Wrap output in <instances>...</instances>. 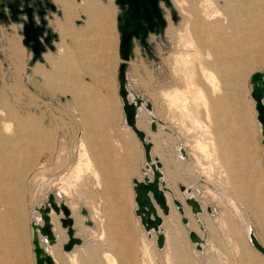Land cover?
<instances>
[{"label": "rangeland", "instance_id": "obj_1", "mask_svg": "<svg viewBox=\"0 0 264 264\" xmlns=\"http://www.w3.org/2000/svg\"><path fill=\"white\" fill-rule=\"evenodd\" d=\"M50 1L55 3L56 9H47L45 18L47 21L50 19V23H46V28L55 33V44L52 43L53 48L46 45L45 50L52 51L51 55L56 58L64 52L58 49L62 40L54 22L63 19V12L56 0ZM102 1L104 6L107 5L106 0ZM189 1L197 9L204 3L203 0H159L167 20L166 26L149 31L146 43H142L138 37L133 38L125 70L126 81L135 96L151 102L153 110L171 131L158 130V124V131L152 132L145 117L146 110L140 112L137 118L139 127L151 137L152 153L161 161L165 185L184 205L179 184L195 188V197L203 208L199 212L202 232L191 215L190 205L185 206L188 208L186 212L191 222L190 228L202 233V251L196 250L189 241L180 214L168 194L172 210L163 217L167 236L165 245L157 247L155 234L149 237L134 213L136 204L131 180L134 176L142 178L140 168L145 164V158L143 146L134 137L136 134L132 135L126 127L118 93L117 72L121 58L117 24L121 20L117 19V15H121L124 9L115 0L112 1L115 7L112 17L104 15V8L99 9L95 20L103 19V23H95L100 34L96 37L103 43H98L97 39L90 43L94 34L88 36L86 32L94 25L90 22L91 18L84 17L83 13L92 14L90 7L95 2L74 0L81 4H70L74 14L70 15V37L64 38L67 43L66 58L58 55L62 65L55 72L42 54L32 58L31 48L22 42V33L20 43L24 49L22 59L25 65L17 63L18 53L16 56L12 54V62L6 48V37L13 32V25L15 29L18 27L17 24H10L9 29L8 24L2 25L0 264H35L31 210L46 199L47 193L52 192L55 196L56 190L60 191L61 201L69 207L72 217L79 215L82 218L80 242L70 252L63 251L60 246L56 253L58 256L55 255L56 264L238 263L239 249L230 224L239 225L241 231L244 229L222 195L225 191L234 196V185L238 184V175L231 177L233 181H230V174L224 171L225 167L236 165V159H239L232 153V145L239 148L243 156L240 160L247 158L246 161H249L245 162L250 164L245 184L252 185L253 190L246 201L249 204L240 203V197L236 202L264 245V229L259 226V221L264 226V145L260 142L249 84L251 74L264 69V0H230L227 6L223 5L222 0H207V3L215 2L210 11L216 7L224 8L221 13L228 22L224 21L211 30L201 28L203 36L210 35L211 55L206 57L202 50L199 58L196 56L189 60L186 70L180 57L187 49L180 45L179 35L183 33V18L188 17L183 9ZM84 8L87 9L86 13ZM84 24L85 36L81 33L82 29L78 32L72 28L73 25L80 27ZM170 26L179 34L178 40L169 38L167 28ZM71 31L79 36L72 37ZM18 46H12L14 53L20 50ZM87 50H92L94 56L87 54ZM190 53L193 51L190 50ZM214 57L223 61V65L214 63V66H210ZM35 61L43 64L46 71L44 76L34 73ZM88 66L92 68L91 72L87 71ZM200 66L203 70H200ZM187 72L202 88V100L195 96L197 92L191 91ZM211 73L215 79L208 77ZM115 108L118 110L116 113ZM95 121H116V124L110 129L100 127L102 133L96 137L87 132L88 125L84 124ZM103 129L107 132L112 130L110 136L103 134ZM209 131L217 134V144L226 146L217 159L219 161L216 160L215 168L209 162L210 157L198 148L200 138ZM106 138L113 141L109 145L111 150H101L97 154L116 159L104 163L100 155L89 153L93 146L95 149L100 147V144L93 145L94 141L101 143ZM177 143L182 144L185 154L178 156ZM103 163L109 168H112V164L119 165V175H105L118 171L101 170L99 166ZM128 171L130 175H123ZM241 196L244 197L243 192ZM206 207H210L211 212H207ZM81 208L87 210V217L81 214ZM75 217L77 230L80 227ZM63 232L61 241L67 237L65 230Z\"/></svg>", "mask_w": 264, "mask_h": 264}, {"label": "water", "instance_id": "obj_2", "mask_svg": "<svg viewBox=\"0 0 264 264\" xmlns=\"http://www.w3.org/2000/svg\"><path fill=\"white\" fill-rule=\"evenodd\" d=\"M43 1L36 0L35 4L29 3V0H23L22 3L19 0L7 3L12 19L19 18V13L23 14L21 27L23 36L22 42L31 48L33 59L41 56L46 45L53 47L51 43L52 33L50 29H46L47 19L45 18V13L46 7H54V4L49 0ZM165 1L168 2L169 0ZM115 2L124 9L121 15H117V19L121 20V22L117 24V27L120 31L119 54L122 59L117 72L118 93L122 99L125 122L139 138L144 148V155L149 158L151 154V140L146 137L145 130L139 128L136 123L138 105L142 103L143 99L139 96H136L135 99L129 98L125 66L126 61L130 57L133 38L139 37L142 43H146L148 32L158 27L163 28L166 20L159 6V0H115ZM250 82V95L255 102L256 117L258 121L264 125V69L254 71L250 76ZM145 107L151 109V102L145 101ZM153 117L150 121V129L155 130L157 124ZM261 141H264V137H262ZM154 158L155 162L150 163L151 177L145 173L142 179L134 176L132 181L134 200L136 202L135 213L140 216V221L145 228L148 229L152 227L157 230L155 240L157 245L161 247L164 244V234L162 230H158V226L162 223V216L157 211L156 205L161 209L163 214L169 212L165 191H170V189L165 185L163 173L159 169L161 161L157 157ZM179 188L182 191L185 189V186L180 183ZM173 202L177 206V209L183 213L184 208L179 199L173 197ZM185 202L190 205L192 212L202 211L201 205L196 197L186 196ZM51 208L56 213H59L60 210L63 213L60 217V221L61 225L66 228L67 239L63 243L62 248L69 250L75 243L80 242V237L74 234L73 219L70 216V209L63 201L57 203L54 194L49 192L43 202L35 205V209L39 212L40 217L38 220L31 221V241L33 244L35 264H54L53 257L49 254L47 248L41 244L42 239L49 243H53L56 240L49 215ZM80 210L81 213L87 214L85 208H81ZM181 220L186 222L187 217L182 215ZM188 236L192 242H195L196 248H201V237L195 230L190 229L188 231ZM251 241L260 252L264 253V245H262L256 237L252 235Z\"/></svg>", "mask_w": 264, "mask_h": 264}, {"label": "bare ground", "instance_id": "obj_3", "mask_svg": "<svg viewBox=\"0 0 264 264\" xmlns=\"http://www.w3.org/2000/svg\"><path fill=\"white\" fill-rule=\"evenodd\" d=\"M223 1V5H225V6H227V2L228 1H230V0H222ZM61 2H63V1H61ZM68 2V1H67ZM110 2H111V0H110ZM203 2L204 3H202L201 4V6L199 7V9H200V11H198L199 9H197V8H195L194 6H193V2L192 1H189V3H188V5L183 9V12H185L186 14H187V18L186 17H184L183 19V24H182V29H181V31L183 32L182 33V36L181 35H179V34H177L176 32H175V29H173V27L172 26H170V27H168L167 28V34H168V36H169V38L171 39V40H173V41H175V40H178V35L180 36V45L184 48V49H187V52H185V53H183V55L180 57V59H181V61H182V64H183V67L187 70V68H188V66H187V64H188V62H189V60L191 59V58H194V57H200L201 56V51L203 50V52L206 54V57H209V55H211V53H210V45H209V39H210V35H207V36H203L202 35V30H201V28H208V29H212L214 26H218V24H220V23H224V21L225 22H228V20H227V18L225 19V16H224V14L223 13H221L222 11H224V8H223V10H221L220 9V7H216V9L215 10H212V11H210V7L212 6V4H215V2L214 1H208V3H207V0L206 1H204L203 0ZM182 3V2H181ZM65 4V10H66V12H64L65 13V20H66V26L67 27H70L69 26V22H70V15L72 16L73 14H74V10H71L70 9V6H69V4L67 5V3L66 2H63L62 3V5H64ZM64 9V8H63ZM72 9H75L74 7L72 8ZM87 11V9L86 8H84V11ZM113 10H114V7H112L111 6V8H110V6H109V8H104L103 9V12L105 13L104 15H106V16H108V17H112L113 16ZM86 11H85V13H86ZM225 13V12H224ZM173 20H174V18H175V16L173 15ZM225 19V20H224ZM166 20V19H165ZM166 23H167V20H166ZM166 23H165V26H166ZM165 26H164V28H165ZM74 31L72 32L71 31V36L72 37H74V38H77V36H79V34L77 33V35H74ZM213 33V32H212ZM69 33H68V31L67 32H65L64 33V35H68ZM63 35V36H64ZM89 36V35H88ZM85 38V37H84ZM139 38V37H138ZM73 41V40H72ZM73 44H75L74 42H72ZM78 44V43H77ZM13 45H15V47L18 45V44H16L15 42L13 43ZM19 47V46H18ZM76 47H78L77 45H76ZM50 48H53V47H50ZM119 48V47H118ZM190 50H192L193 51V53H190ZM44 51V50H43ZM42 51V52H43ZM90 55V54H89ZM93 55V54H92ZM91 55V56H92ZM90 56V57H91ZM94 56V55H93ZM220 56V55H219ZM121 58V57H120ZM130 58V57H129ZM96 59H97V57H96ZM95 60V59H94ZM121 61H122V59H121ZM128 61V60H127ZM223 62V61H222ZM222 62L219 60V58H217V57H214V61L213 62H211V63H209V64H211L210 66H212L214 63H216L217 65H223L222 64ZM200 63L201 62H199V65H200ZM208 64V65H209ZM214 66V65H213ZM240 66H242V65H240ZM39 68V67H38ZM230 68V67H229ZM239 69V68H238ZM38 70H40V69H38ZM38 70H35L36 72L38 71ZM200 70H203V68L200 66ZM212 72V71H211ZM39 73H41V71H39ZM38 74V73H37ZM233 75V74H232ZM211 76V78H213L214 76L212 75V73L211 74H209L208 75V77H210ZM127 78V77H126ZM186 78L188 79V85L190 86V89H191V91H195V93L197 92V94H195V96L196 97H198V99L200 100H202V98H203V94H202V92H203V90H202V88L198 85V84H196L195 83V81L192 79V76H191V74L189 73V72H187L186 73ZM214 79H215V77H214ZM127 84V87H128V90H129V98H131V99H135L136 98V96H135V94L132 92V90H131V88L129 87V84L128 83H126ZM249 84H250V86H251V82H250V78H249ZM214 89L215 90H217V86H215L214 85ZM251 91V90H250ZM198 95V96H197ZM121 98V97H120ZM251 98H252V96H251ZM197 99V98H196ZM253 99V98H252ZM253 101H254V99H253ZM121 102H122V99H121ZM263 102H264V96H263ZM255 103V102H254ZM203 105H204V103H203ZM191 106H193V105H191ZM145 108V109H144ZM194 108V107H193ZM254 109H255V105H254ZM143 110H146V115L148 116V121H147V123H148V125H149V127H150V121L152 120V117L156 120V124H157V127H158V124H159V126H160V128H158V130L159 129H164V130H166V132H171L167 127H166V125L161 121V120H159L154 114H153V106L151 107V109H147L146 107H145V101L143 100L142 101V103L141 104H139L138 105V115H137V118L139 117V115H140V112H142ZM255 111H256V109H255ZM195 112V111H194ZM123 114H124V112H123ZM196 114L194 113V116H195ZM197 117V116H196ZM195 117V118H196ZM136 118V123H137V126H138V119ZM198 119V118H197ZM218 120V119H217ZM256 120H257V123H258V125H257V128L259 129V131H260V135H261V139H262V137H264V133H263V131H264V125H262L259 121H258V119H257V117H256ZM197 121V120H196ZM199 121V120H198ZM214 121V120H213ZM124 122H125V116H124ZM200 122V121H199ZM125 124L127 125V123L125 122ZM218 124V123H217ZM128 127H129V125H127ZM139 127V126H138ZM157 127H156V129L155 130H152V132H156V131H158L157 130ZM130 128V127H129ZM215 129V131H216V128H214ZM130 130L134 133V131L130 128ZM215 131H214V133H213V131H209L210 133L209 134H207V132H205L203 135H202V137L200 138V140H199V142H198V148H199V151H202L204 154H207L209 157H210V160H209V162H210V164L211 165H214V168L216 167V160L217 159H219L221 156V152H222V150L224 151V150H226V146L225 145H221L220 143L219 144H217V142H219V139H218V137H217V134H215ZM146 133V132H145ZM135 134V133H134ZM136 136V135H135ZM146 137L150 140L151 138H150V136H148V134L146 133ZM136 138H137V140L139 141V143H140V145L141 146H143L142 144H141V141L139 140V138L136 136ZM261 139H260V142L264 145V141H261ZM151 143H152V141H151ZM176 146V150L178 151V156H180L181 154L183 155V154H185V150H184V148H183V146H182V144H180V143H177V144H175ZM151 146L153 147V145L151 144ZM233 146V148H232V153H234L235 154V156L237 155V156H239V159H236V161H237V163H235L236 165H231V167H225V169H224V171L225 172H227V174H230V181H233V179H231V177H233V176H235V175H238V180H237V182H238V184L237 185H234L235 187H236V191H234V194L236 195H234V196H232V195H230L229 193H226L225 191L224 192H222V195H223V199H225V202L229 205V207L231 208V211L236 215V218L238 219V222L240 223V225L243 227V229L245 230V233H246V240H248L252 245H253V243H252V241H251V236L253 235L254 237H255V235L253 234V232H251L250 231V225H249V221H247L246 219H245V217L243 216V214L241 213V209L238 207V205H237V202H239V200H240V203H244L245 205H247V204H249V202H246V201H248L249 199H248V197H250V195H251V193H252V189H251V187H252V185L251 186H247L246 184H245V181L247 180V175L246 174H248V172H249V170H250V164L249 163H245V162H249V161H246V159L247 158H244V159H241L240 160V158H243V156H241L242 154H241V152H240V150H239V148L237 149L235 146L236 145H232ZM152 147H151V154H150V157L149 158H147V157H145V155H144V160H145V164L140 168V170H141V173H142V177H143V175L145 174V173H147L150 177H151V167H150V163L151 162H155V158H154V155L152 154ZM144 149V148H143ZM144 151V150H143ZM198 151V152H199ZM217 161H219V160H217ZM239 161H242V162H239ZM230 168V169H229ZM159 169L161 170V167H159ZM162 171V170H161ZM163 173V172H162ZM138 178V177H137ZM139 179H142V178H139ZM132 181V180H131ZM235 181V180H234ZM204 183V182H203ZM233 183V182H232ZM185 186V185H184ZM234 186H233V189H234ZM132 189H133V181H132ZM170 189V188H169ZM232 189V188H231ZM133 192H134V189H133ZM180 192H181V195L183 196V200H184V203H185V205H188L189 206V204L188 203H186L185 202V197L186 196H196L195 194V188H193V187H190V186H185V189L184 190H180ZM243 192V194H244V197H242L241 196V193ZM54 193H55V197H56V199H57V203H59V201H61V198H62V196H61V194H60V191L59 190H56V191H54ZM170 196V198H171V201H172V204L176 207V209H177V206L174 204V202H173V197H176V195H175V193L170 189V191L168 192V191H165V195H166V198L168 197V195ZM250 194V195H249ZM237 197H238V199H239V197H240V199L239 200H236L237 199ZM177 198V197H176ZM178 199V198H177ZM134 200V199H133ZM180 201V200H179ZM237 201V202H236ZM134 202H135V200H134ZM181 202V201H180ZM40 203V202H39ZM167 203H168V205H169V212L167 213V214H163L162 212H161V216H162V223L158 226V230L159 231H163L164 229H163V217H165V216H167V215H169V213L171 212V210H172V205H171V203H170V199L169 198H167ZM182 203V202H181ZM135 204H136V202H135ZM171 205V206H170ZM185 205L182 203V206H183V208H185ZM201 205V204H200ZM67 206V205H66ZM157 206V205H156ZM68 207V206H67ZM158 207V206H157ZM156 207V208H157ZM69 208V207H68ZM136 208V207H135ZM159 208V207H158ZM201 208H202V206H201ZM159 210L161 211V209L159 208ZM158 210V211H159ZM178 210V209H177ZM202 211H203V208H202ZM202 211H199V212H202ZM206 211L207 212H211V208L210 207H206ZM178 212H179V214H180V219H181V217H182V215H187V212H185V210H184V212L183 213H181L179 210H178ZM199 212L197 211V212H192L191 211V215H192V217L194 218V220H195V222L197 223V225L199 226V228L201 229V230H203L202 229V224H201V221H200V219H199ZM134 213H135V209H134ZM83 216H88V213L87 214H83V213H81ZM136 214V213H135ZM49 215H50V221H51V224H52V230H53V232H54V234H55V237H56V240H55V242H53V243H49L48 241H46V240H44V239H42L41 240V244L43 245V246H45L46 248H47V251L49 252V254L53 257V260H54V264H56L55 263V255H56V253H58L59 252V248H60V245L62 244L61 242V244L58 242V239L59 238H62L63 236H64V232H63V230H65V232H66V228L65 227H63L62 225H61V221H60V217L63 215V213H62V211L60 210V212L59 213H56L52 208H51V210H50V212H49ZM75 215V214H74ZM189 215V214H188ZM70 216L72 217V213H71V210H70ZM76 216V217H75ZM75 216H73V217H75V219H76V224L80 227L81 225H82V218H79L77 215H75ZM136 216H137V218L139 219V221H140V216L138 215V214H136ZM40 216H39V213L37 212V210L35 209V207L34 208H32V210H31V221L32 220H38V218H39ZM73 217H72V219H73ZM187 217V216H186ZM190 218H191V216H190ZM192 219V218H191ZM181 222H182V224H183V226L185 227V229L187 230V235H188V231L191 229L190 228V220H189V218L187 217V221L186 222H183L182 220H181ZM59 223H60V225H61V228H60V225H59ZM81 224V225H80ZM140 224H141V226L143 227V229H144V231L148 234V236L149 237H151V236H153V234L152 233H154L155 234V236H156V229H153L152 227L151 228H145V226L142 224V222L140 221ZM262 224V225H261ZM75 224H74V219H73V228H74V234L76 235V236H79V234L82 232V228L80 227V228H78L77 230L75 229V226H74ZM259 226L262 228V229H264V226H263V223H262V221H259ZM63 229V230H62ZM193 230V229H192ZM196 231V230H195ZM197 232V231H196ZM202 232V231H201ZM198 234H199V236L201 237V234L199 233V232H197ZM146 234V235H147ZM163 234H164V244L163 245H165V233L163 232ZM66 235H67V232H66ZM188 238H189V236H188ZM260 238V237H259ZM63 239H65V238H63ZM156 239V238H155ZM62 240V239H61ZM166 240H167V237H166ZM262 240H264V236H262ZM60 241V240H59ZM189 241L192 243V244H194V246H195V242H192L190 239H189ZM247 241V242H248ZM259 241H261V239H259ZM57 242L60 244L59 246H57V247H55L54 245H56L57 244ZM202 242H203V240H202V238H201V241H200V244H201V248H196L197 250H201L202 249ZM261 243H263L262 241H261ZM58 245V244H57ZM63 245V244H62ZM78 245V243H75L69 250H65V249H63L62 248V246H61V248H62V250L63 251H65V252H70V251H72L73 249H74V247L75 246H77ZM123 245V244H122ZM157 245V244H156ZM254 246V245H253ZM125 247V246H124ZM157 247H159L158 245H157ZM255 247V246H254ZM123 248V247H122ZM256 248V247H255ZM257 249V248H256ZM258 250V249H257ZM127 251V250H126ZM259 251V250H258ZM260 252V251H259ZM260 253H262V252H260ZM125 254V253H124ZM262 254H264V253H262ZM122 255V254H121ZM127 255V254H126ZM58 256V254L56 255V257ZM123 256V255H122ZM259 264H264V261L262 260L261 262H259Z\"/></svg>", "mask_w": 264, "mask_h": 264}, {"label": "crops", "instance_id": "obj_4", "mask_svg": "<svg viewBox=\"0 0 264 264\" xmlns=\"http://www.w3.org/2000/svg\"><path fill=\"white\" fill-rule=\"evenodd\" d=\"M55 1V0H54ZM61 1H63V2H66L67 3V5L69 4V6H70V4L72 3V2H74V0H56L55 2L58 4V6L62 9V12H63V19L62 20H59V19H56L55 20V22H54V27L55 28H57L58 30H59V34H60V36H61V45L59 46V50L60 49H62L63 50V52L65 53L66 52V48H65V45L67 44L66 42H65V40H64V38L66 37V36H69V34H70V30H72L70 27H67L66 25V20H65V13L64 12H66V10H65V4L64 5H62V3L63 2H61ZM68 1V2H67ZM88 1V0H87ZM112 1L113 0H111V2H110V0H106L105 2H107V5H103L102 4V0H94V2H95V5H92V7H90V10H91V13L93 14V17H92V14H90V15H87V14H84L83 13V15H84V17H89V19H90V22L91 23H93V28H90V30H86L87 32H86V34H94L93 35V40H91V42L90 43H93V41L95 40V39H97V42L98 43H103V42H101L100 40H99V37H96V36H100V34H99V30H97L98 28L95 26L96 24L95 23H98V24H100V23H103V19H97V20H95L96 19V17L98 16L97 15V13L99 12V9H102V8H109V6H110V8H111V6L112 7H114L113 6V4H112ZM104 2V3H105ZM74 3H76V4H81V2H74ZM101 5H100V4ZM99 4V5H98ZM64 8V9H63ZM79 9H80V11L82 12V10H81V7L79 6L78 7ZM78 9V10H79ZM114 12H115V7H114V10H113V14H114ZM48 13H51V11H48ZM54 18V17H53ZM75 19V18H74ZM73 19V20H74ZM87 22V21H86ZM105 22V21H104ZM108 22V21H107ZM11 23V22H10ZM10 23H8V28L10 27ZM48 23H50V19L48 20ZM13 27V32H11L10 33V35L9 36H7L6 37V48L8 49V51H9V55H10V57H11V60H12V62H13V55H15L16 53H18V56H16L18 59V61H17V63L19 62L20 63V65H25V62H24V60L22 59V56H23V53H24V49H23V47L21 46V43H20V40H21V24L20 23H17V29H15V26L13 25L12 26ZM84 27H85V24H84V26H80V27H76L75 25H73V29H76V30H78V32L79 31H81V29H82V31H81V33L85 36V34H84ZM102 27V26H101ZM48 28V27H47ZM9 29H11V28H9ZM50 29V28H49ZM89 29V28H88ZM2 30V36H4V32H3V30L4 29H1ZM68 31V35H64V33L65 32H67ZM64 35V36H63ZM70 37V36H69ZM86 37H87V35H86ZM70 41L72 42V39L70 38ZM80 41V40H79ZM16 43V44H19V47H20V50L19 51H16L15 53H14V51L12 50V46H13V43ZM54 44H55V42H54ZM79 44V43H78ZM88 47H90V45H88ZM90 49V48H89ZM83 52V51H82ZM64 53H62V54H58L59 55V57H64V58H66V54H64ZM81 53V52H80ZM79 53V54H80ZM87 54H95V53H93V51L92 50H87V52H86ZM13 54V55H12ZM52 51H45V52H43V54H42V56L44 57V59L47 61V63L49 64V66L53 69V71L55 72V71H57V70H60L59 68L61 67V59H59V58H57L58 57V55H57V57L56 58H54L52 55ZM78 54V55H79ZM64 55V56H63ZM97 55V54H96ZM68 56V55H67ZM81 57H82V55H81ZM82 58H85V57H82ZM81 58V59H82ZM68 59H69V56H68ZM86 59V58H85ZM84 59V60H85ZM83 60V59H82ZM86 60H88V59H86ZM92 62H95V61H93L92 60ZM1 63V62H0ZM16 63V62H15ZM34 67H33V70H34V73L35 74H39L40 76H44L45 74H46V71L44 70V68H43V64H41V63H39V62H37V61H35L34 62ZM17 67H18V65H17ZM39 67V68H38ZM87 68V71L88 72H91V69L92 68H90L89 66L88 67H86ZM38 69H40V70H38ZM35 70H38L37 72L35 71ZM39 71H41V73H39ZM114 110V109H113ZM116 112H118V110H116V108H115V113ZM153 114L158 118V119H160L159 117H158V115H157V112H155L154 110H153ZM145 117H146V120L148 121V116L147 115H145ZM161 120V119H160ZM164 124H166L164 121H162ZM84 124H86V125H88V131L87 132H89L90 134H92L93 136H96V137H100V135H101V133H102V130L100 129V127H105V128H109V127H111L112 125L113 126H115V124H116V121H104V122H87V123H84ZM106 126H108V127H106ZM139 126V125H138ZM128 129H129V132L132 134L133 132L130 130V128L128 127V126H126ZM140 128V127H139ZM110 129V128H109ZM104 130V129H103ZM112 131V130H111ZM110 130L107 132V131H103V134H105V135H107V136H110L109 135V132H111ZM146 132V131H145ZM169 133V132H168ZM172 134V133H171ZM132 135H135L134 133L132 134ZM135 137V139H137L136 138V136H134ZM151 138V137H150ZM129 140H131V138H129ZM151 140V139H150ZM135 140H134V144H135ZM111 143H113V141L110 139V138H106V140H103L101 143L99 142V141H94V143H93V145L95 144V146L96 145H98V144H100V147H98V149H95V147L93 146V150L89 153V150H88V153L89 154H91V155H97V156H99L100 154H97L98 152H100L101 150H105L106 152H108V151H110L111 150V148H109L110 146L109 145H111ZM181 143V142H180ZM103 145V146H102ZM90 148V147H89ZM102 152V151H101ZM153 154V153H152ZM108 157L109 158H107L106 156H102V155H100V159L101 160H103V162L105 163V162H107V161H113V160H115L116 158H113L112 156H109L108 155ZM104 163H103V165L101 166H99V168L101 169V170H103V169H105V171H109V170H111V169H113V171L114 170H119L120 169V167H119V165H114V164H112V168H109L108 166L107 167H105V165H104ZM111 166V165H110ZM127 169H128V167H127ZM104 171V170H103ZM105 175H119V171L117 172V173H115V172H112V173H105ZM123 175H130V172L128 171V172H125ZM132 175H134V174H132ZM133 178V177H132ZM157 207V206H156ZM32 208H34V207H32ZM159 210V208L157 207V211ZM184 210H185V212H186V210H188V208L185 206V208H184ZM160 214H161V211L159 210L158 211ZM187 216V215H186ZM227 219V218H226ZM225 219V220H226ZM229 221H230V219H229ZM232 221V220H231ZM202 223V222H201ZM233 223V222H232ZM190 224H191V222H190ZM256 224H257V221H256ZM231 226H230V231L232 232V233H235V241H236V243H237V246H238V249H239V261H238V263H232V264H259V262H261L262 260L264 261V254H262V253H260L248 240V242L246 241V233H245V230H243L244 231V233H243V231H241V229H240V227H236V226H234V224H230ZM235 225H236V223H235ZM202 227H203V224H202ZM250 231L251 232H253V234L255 235V237L259 240V237L255 234V232H254V230H253V228H252V225L250 224ZM257 227H258V224H257ZM238 228V229H237ZM164 229V228H163ZM194 230V229H193ZM258 230V229H257ZM202 231V230H201ZM237 231H238V233H237ZM164 233H165V230L163 231ZM241 233V234H240ZM67 236V235H66ZM166 234H165V242H166ZM66 239H67V237H66ZM60 240V238L58 239V242L60 243H64L66 240H64V241H59ZM202 240H203V238H202ZM57 242V244L56 245H54L55 247H57V246H59L60 244ZM260 242V241H259ZM261 243V242H260ZM62 244L60 245V246H62ZM194 245V244H193ZM263 245V244H262ZM203 247H204V241L202 242V249H203ZM202 249L201 250H198V251H202ZM197 250V249H196ZM241 253V254H240Z\"/></svg>", "mask_w": 264, "mask_h": 264}, {"label": "flooded vegetation", "instance_id": "obj_5", "mask_svg": "<svg viewBox=\"0 0 264 264\" xmlns=\"http://www.w3.org/2000/svg\"><path fill=\"white\" fill-rule=\"evenodd\" d=\"M10 1H18V0H0V35H1V33H2V30L1 29H3V26L2 25H6V24H8V23H10V24H17V23H20L21 24V27H22V17H23V14H18L19 15V18H17V19H12L11 18V12L9 11V8H8V6H7V3L8 2H10ZM19 1H21V3L23 2V0H19ZM35 1L36 0H29V3H31V4H35ZM43 1V0H42ZM50 1V0H49ZM51 3H53V1H50ZM43 3H44V1H43ZM54 4V7H50V6H47L46 7V11H47V9L48 8H50L52 11H54L55 9H56V6H55V3H53ZM45 6V5H44ZM46 14V13H45ZM48 22V21H47ZM46 22V23H47ZM47 29V28H46ZM49 29V28H48ZM50 32L52 33V36H51V43H54L55 41H54V39H53V37L55 36V33L54 32H52L51 31V29H50ZM21 34V33H20ZM53 39V40H52ZM49 47V46H48ZM53 47H54V45H53ZM46 50H44L43 52H45ZM43 52H42V54H43Z\"/></svg>", "mask_w": 264, "mask_h": 264}]
</instances>
